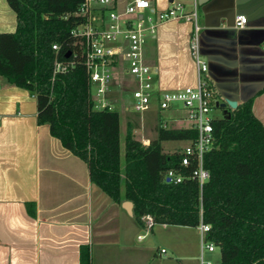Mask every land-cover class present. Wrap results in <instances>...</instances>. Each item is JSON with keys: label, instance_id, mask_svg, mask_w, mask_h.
<instances>
[{"label": "crops", "instance_id": "obj_1", "mask_svg": "<svg viewBox=\"0 0 264 264\" xmlns=\"http://www.w3.org/2000/svg\"><path fill=\"white\" fill-rule=\"evenodd\" d=\"M131 1L114 2L123 25ZM149 1L154 11L182 1L189 12L195 4V0ZM196 3L201 53L219 100L221 90L239 104L253 99V112L264 123V0ZM239 14L248 17L241 28L236 27ZM104 15L107 19V11ZM16 28V13L7 0H0V33ZM193 30L192 21L170 19L159 22L156 33L147 38L144 55L155 73L151 105H157L144 115L130 109L138 81L128 72V42L116 43L119 54L112 64L107 96L115 108H122L127 124L137 123L135 132L145 130L140 138L145 144L156 137L159 122L173 128L190 125L185 109L173 117L158 111V94L196 85ZM152 110V116L147 114ZM37 114L36 97L0 77V264H81L86 246L92 264H201L197 226L154 223L148 228L144 218L138 221L123 202H115L91 181L87 163L65 148L48 124H40Z\"/></svg>", "mask_w": 264, "mask_h": 264}, {"label": "trees", "instance_id": "obj_2", "mask_svg": "<svg viewBox=\"0 0 264 264\" xmlns=\"http://www.w3.org/2000/svg\"><path fill=\"white\" fill-rule=\"evenodd\" d=\"M83 1L7 0L17 28L0 33V77L36 97L38 122L87 163L91 181L115 202L131 200L138 221L151 215L154 223L196 227L203 219L221 264H264V123L253 99L213 119L215 144L204 157L210 176L202 189L190 176L195 162L183 165L180 149L168 152L162 145L195 140L190 125L159 122L156 137L145 144L129 121L122 154L120 112L95 107L84 52L72 35L85 21L76 13ZM56 61L65 69L55 73ZM170 168L184 179L167 181ZM81 264H92L88 246Z\"/></svg>", "mask_w": 264, "mask_h": 264}, {"label": "built area", "instance_id": "obj_3", "mask_svg": "<svg viewBox=\"0 0 264 264\" xmlns=\"http://www.w3.org/2000/svg\"><path fill=\"white\" fill-rule=\"evenodd\" d=\"M114 2L115 0H84L76 13L84 16L85 21L72 30V35L80 41L84 52L85 66L93 88L94 105L98 109L115 108L107 95L112 79V64L119 54L116 43L120 39L128 42L125 52L129 62L128 72L138 81V87L133 91V108L135 111L143 112L150 108L152 98L156 95L154 69L144 55L147 38L154 35L158 23L165 20L182 19L192 21L194 24L191 51L196 64L197 83L174 91L161 90L158 98L162 109L170 108L176 102H182L190 126L197 130L196 139L187 142L181 150V162L186 166L195 162L196 166L190 176L197 179L202 189L210 176L204 165V157L215 144L212 121L217 116L213 114V109L217 107L219 97L209 76L208 61L201 53L202 25L196 0L193 9L189 12L185 11L182 1L172 4L167 9L154 11L149 0H133L123 13L128 16L125 25L122 24L121 14L113 8ZM105 11H107V19L104 15ZM247 21L248 17L245 14L237 15L236 27H244ZM53 48L58 49L59 46L54 44ZM64 69V63L56 61L54 72ZM165 177L169 182L179 183L185 176L178 170L170 168ZM143 218L147 227L151 228L154 224L153 217L146 215ZM197 227L201 240V264H214L212 260L205 258V251L216 250L215 244L206 238L210 224L201 219Z\"/></svg>", "mask_w": 264, "mask_h": 264}, {"label": "rangeland", "instance_id": "obj_4", "mask_svg": "<svg viewBox=\"0 0 264 264\" xmlns=\"http://www.w3.org/2000/svg\"><path fill=\"white\" fill-rule=\"evenodd\" d=\"M219 98H221V97L219 96ZM156 103L157 102H153L151 105V108L156 107V105H157ZM158 107H159V105H158ZM171 107L174 110H171ZM171 107H170V111H167L166 109H162L160 107L158 108V111H163L166 114L171 115L172 117L184 114V111H183L184 106H183L182 102H176ZM130 109H131V111H134L133 106H130ZM117 110L121 114V147H122V154H124V145H125V135L127 132V123H126L125 113L123 112L122 108L118 107ZM152 113H154V110H152L151 112H148L147 114H150L152 116ZM144 114H146V112H143L142 115H144ZM213 114L217 117L222 116L223 115V108L218 107V106L215 107L213 109ZM132 117H131V119H134V120L136 119V118H134V117L132 118ZM150 120H152V117L148 118V121H150ZM167 120L170 121V119H167ZM186 124H188V122L184 121L183 125H186ZM144 133H146V132H145V130H142V129L136 130V132H135L136 136L139 138H141L142 134H144ZM147 134H150V136H155L154 131H148ZM162 145L166 151L172 152L175 149L182 150L187 145V142L183 141V140H166V141L162 142ZM197 236H198V240H199L200 247H201V240H200L198 233H197ZM205 258L207 260L212 259L214 264H221V255H220V251H218V250H216L215 252L205 251Z\"/></svg>", "mask_w": 264, "mask_h": 264}, {"label": "water", "instance_id": "obj_5", "mask_svg": "<svg viewBox=\"0 0 264 264\" xmlns=\"http://www.w3.org/2000/svg\"><path fill=\"white\" fill-rule=\"evenodd\" d=\"M220 87V85H218ZM221 94L223 96V100L222 101H217L216 105L218 107H221L223 108V115L227 114L230 112V108L231 109H235L237 108L238 106V99L236 97H234L233 95H230L229 93L225 92V91H222L221 90ZM243 101H246L245 100H242ZM169 179H167L168 181ZM123 207L128 211L129 214H133V207H134V204L131 200H125L123 201L122 203Z\"/></svg>", "mask_w": 264, "mask_h": 264}]
</instances>
